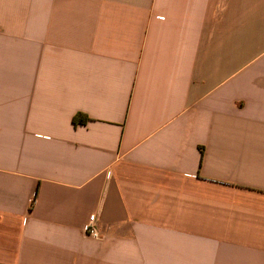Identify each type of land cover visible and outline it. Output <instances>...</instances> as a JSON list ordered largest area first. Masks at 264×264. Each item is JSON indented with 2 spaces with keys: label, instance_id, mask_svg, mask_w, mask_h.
<instances>
[{
  "label": "crops",
  "instance_id": "crops-1",
  "mask_svg": "<svg viewBox=\"0 0 264 264\" xmlns=\"http://www.w3.org/2000/svg\"><path fill=\"white\" fill-rule=\"evenodd\" d=\"M0 264H264V0H0Z\"/></svg>",
  "mask_w": 264,
  "mask_h": 264
},
{
  "label": "built area",
  "instance_id": "built-area-1",
  "mask_svg": "<svg viewBox=\"0 0 264 264\" xmlns=\"http://www.w3.org/2000/svg\"><path fill=\"white\" fill-rule=\"evenodd\" d=\"M83 231L87 236H90L92 238H99V227L97 224V219L94 214H91L88 218V221L83 226Z\"/></svg>",
  "mask_w": 264,
  "mask_h": 264
},
{
  "label": "trees",
  "instance_id": "trees-1",
  "mask_svg": "<svg viewBox=\"0 0 264 264\" xmlns=\"http://www.w3.org/2000/svg\"><path fill=\"white\" fill-rule=\"evenodd\" d=\"M87 121V117L81 115V114H78V115H75L73 117V123L74 124H77V123H85Z\"/></svg>",
  "mask_w": 264,
  "mask_h": 264
}]
</instances>
